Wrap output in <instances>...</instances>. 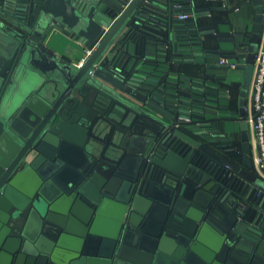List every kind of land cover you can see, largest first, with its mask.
Wrapping results in <instances>:
<instances>
[{"label": "water", "instance_id": "water-1", "mask_svg": "<svg viewBox=\"0 0 264 264\" xmlns=\"http://www.w3.org/2000/svg\"><path fill=\"white\" fill-rule=\"evenodd\" d=\"M250 1L244 34L198 23L226 7L196 0H0V264H264L245 121L264 9ZM54 32L89 53L58 56ZM207 34L233 46L204 49ZM221 56L242 71L229 82L240 151L205 111L227 91L176 82L162 63Z\"/></svg>", "mask_w": 264, "mask_h": 264}, {"label": "crops", "instance_id": "crops-1", "mask_svg": "<svg viewBox=\"0 0 264 264\" xmlns=\"http://www.w3.org/2000/svg\"><path fill=\"white\" fill-rule=\"evenodd\" d=\"M196 1L203 2L205 0H196ZM222 2H223L222 6H225L229 9L226 10V12L223 14L215 15L213 18L228 20V23L218 24L216 25V28L218 30L228 31L230 33H244V34L249 33L252 29V26L254 23V16H255V8H254V5L251 3V1L250 0H234V1L222 0ZM210 16L211 15H205L201 17L208 18ZM206 23L208 22L206 21ZM201 38H203V36ZM240 39H241L240 37H236V40H240ZM244 39H247V38L244 37ZM232 46L233 44L228 41H222L219 43L217 41V47L213 49H229ZM45 47L49 49L50 51L56 53L58 56L70 61L72 64L80 63L84 59L86 55V51L88 50V48L85 47L84 45L80 44L79 42L75 41L74 39L60 32L51 33V35L47 38L45 42ZM221 58L222 56L221 57H206L205 62L208 64V66H207L204 76L202 77L201 76L194 77V76L184 74L183 72H180L175 67H173L171 62L166 61L162 63L168 66L167 69H165L167 74L175 75L178 78L177 80H175L176 82L179 81V78L186 77L193 81L196 80V81L204 82V84L216 85L217 86L216 89L209 88L210 90L214 92L226 90L230 94L229 87H232V86L230 85L229 82L231 80L240 79L241 77H236V78L228 77L229 71L232 68L219 67L218 65H220L219 61L221 60ZM210 65H216V66L212 67ZM235 70L238 71V69H235ZM239 72H241V75H242V71L239 70ZM210 75H213V76H210ZM217 75H226V79L217 81L216 79L211 78ZM226 97L227 96H225L223 92L219 93L218 96L214 97L215 99L217 98L218 106L222 107V109L220 108V111H221V115L224 118L222 120L221 119L217 120L214 124H211V125H213V127L217 129L218 133H220L221 136H223V137H220L216 135L218 138H223V140L225 138L226 140L231 139L232 141L233 140L240 141L239 124L237 121L232 120L233 116L230 114V110H234L236 108L231 107L230 99L227 100ZM225 100L230 105L229 109H225L222 106L224 103H226ZM222 112L223 113L225 112V113L222 114ZM227 120H232V121L228 123ZM230 126H232V128H230ZM211 145L214 146V143H212ZM250 171L254 173L253 169H251Z\"/></svg>", "mask_w": 264, "mask_h": 264}, {"label": "built area", "instance_id": "built-area-1", "mask_svg": "<svg viewBox=\"0 0 264 264\" xmlns=\"http://www.w3.org/2000/svg\"><path fill=\"white\" fill-rule=\"evenodd\" d=\"M260 1L264 9V0ZM177 17L180 20L186 21L192 17V13L184 11ZM88 53L89 50L86 51V54ZM219 64H227L228 68L235 69L237 61L222 57L219 61ZM191 84L193 86L202 87L204 90L208 89L204 83L197 84L191 82ZM210 105L214 106L215 108H208L207 106L205 107V111H213L216 112V117H223L221 115V111L219 109L220 107L218 106L217 101L210 102ZM211 117V115L204 114L205 119H210ZM182 119L189 121L193 118L190 115H187ZM245 121L248 125V140L251 149L250 158L253 165L252 169L255 175L264 181V11L259 41L254 55L252 75L246 92ZM215 122H212L211 124H214ZM221 140L230 144L229 140H226L225 138L224 140L223 138ZM262 191L263 190L259 188L258 194Z\"/></svg>", "mask_w": 264, "mask_h": 264}, {"label": "trees", "instance_id": "trees-1", "mask_svg": "<svg viewBox=\"0 0 264 264\" xmlns=\"http://www.w3.org/2000/svg\"><path fill=\"white\" fill-rule=\"evenodd\" d=\"M234 1V0H232ZM237 3V2H236ZM223 2L222 0H205L203 2L198 1V6H222ZM229 8L226 7L225 10H215L212 11V14L208 18L198 17L197 21L200 24H206V21L209 23L213 19L215 15L223 14L228 10ZM207 19V20H205ZM202 46L204 49H212L217 47V38L214 34H207L204 35L202 38ZM204 61H179V62H171L172 66L175 67L178 71L183 72L184 74L190 75V76H204L208 64ZM170 64V65H171ZM230 90V103L231 107L237 108L238 106V95H239V88L232 86L229 87ZM230 145L232 148H234V151H240V141L239 140H231L229 139ZM235 159V157H232L238 164L241 163V159Z\"/></svg>", "mask_w": 264, "mask_h": 264}, {"label": "flooded vegetation", "instance_id": "flooded-vegetation-1", "mask_svg": "<svg viewBox=\"0 0 264 264\" xmlns=\"http://www.w3.org/2000/svg\"><path fill=\"white\" fill-rule=\"evenodd\" d=\"M224 91H226V90H224ZM225 96H227L226 97V99L227 100H229L230 99V94H229V92L227 91V93H223ZM226 101V100H225ZM229 106V108H230V105L227 103V101H226V103H224L222 106ZM237 109V108H236ZM226 141H223V143L222 144H224L225 145V147L226 148H228V149H230V148H232L231 146H229L230 144L229 143H225ZM224 155H226V156H228L229 155V153H227V154H224ZM230 159H232V157H229ZM235 159L237 160V157H235ZM232 160H234V159H232ZM235 161V160H234ZM21 264H25V262H21Z\"/></svg>", "mask_w": 264, "mask_h": 264}, {"label": "rangeland", "instance_id": "rangeland-1", "mask_svg": "<svg viewBox=\"0 0 264 264\" xmlns=\"http://www.w3.org/2000/svg\"><path fill=\"white\" fill-rule=\"evenodd\" d=\"M235 69H237V68H235ZM235 69H230L228 77H232V78L241 77V72H239L240 69H238V71ZM224 113L222 112V114H224ZM230 121H232V120H227L228 123H230ZM230 128H232V126H230Z\"/></svg>", "mask_w": 264, "mask_h": 264}]
</instances>
